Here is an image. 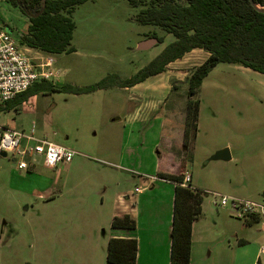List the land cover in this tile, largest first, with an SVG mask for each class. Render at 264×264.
I'll use <instances>...</instances> for the list:
<instances>
[{
	"label": "rangeland",
	"instance_id": "rangeland-1",
	"mask_svg": "<svg viewBox=\"0 0 264 264\" xmlns=\"http://www.w3.org/2000/svg\"><path fill=\"white\" fill-rule=\"evenodd\" d=\"M140 8L127 0L78 5L71 13L76 50L68 54L21 45L29 19L7 0H0V22L29 56L53 59L55 75L49 80L84 87L109 74L130 78L175 40L159 26L137 22ZM145 38L158 41L139 49ZM207 56L205 50L194 49L130 90L114 85L83 94L39 93L19 112L0 114V123L17 130L34 125L39 137L77 151L57 167L37 157L29 170L18 169L11 153L0 156V264H109L114 208L140 212L143 221L173 211L174 183L150 179L162 170L184 171L203 191L200 233L204 228L228 231L234 239L235 231L246 227L229 205L216 202L223 195L264 201V74L238 64L216 65L195 96L200 104L194 142L181 151L188 79ZM110 130L115 132L113 143ZM110 147L124 154L122 161L98 153H109ZM224 147L231 159L212 160ZM136 186L142 188L141 196ZM260 223L252 230L262 232ZM255 235L264 241V232Z\"/></svg>",
	"mask_w": 264,
	"mask_h": 264
},
{
	"label": "trees",
	"instance_id": "trees-1",
	"mask_svg": "<svg viewBox=\"0 0 264 264\" xmlns=\"http://www.w3.org/2000/svg\"><path fill=\"white\" fill-rule=\"evenodd\" d=\"M88 0H7L29 19L27 32L19 43L46 54L72 53L76 23L71 13ZM133 7H141L135 20L156 25L175 36L165 49L138 73L121 79L109 74L100 81L80 87L70 83L57 84L41 80L15 98L0 102V112L18 110L29 97L39 93L65 92L83 94L112 86L130 87L146 78L162 73L171 62L200 48L208 53L188 79V100L182 145L191 148L198 128L200 100L195 98L209 72L219 63L238 64L264 74V12L257 10L250 0H127ZM264 7V0H254ZM155 37V36H150ZM158 177L175 183L173 223L171 230L170 264H191L193 223L202 216L204 194L199 188L182 186L184 171L159 172ZM260 221V216L246 218L248 224ZM112 228H136L130 214L113 217ZM136 238L110 237L107 244L109 264H136Z\"/></svg>",
	"mask_w": 264,
	"mask_h": 264
},
{
	"label": "crops",
	"instance_id": "crops-1",
	"mask_svg": "<svg viewBox=\"0 0 264 264\" xmlns=\"http://www.w3.org/2000/svg\"><path fill=\"white\" fill-rule=\"evenodd\" d=\"M144 40H146V38ZM25 48L30 51L36 50L33 48H29V47H25ZM38 52H41V51H38ZM33 57H36V55H34ZM122 88L125 90H130V87L129 88L122 87ZM33 96L29 97L28 100L30 101ZM27 101L22 103L19 106L18 110L12 109L10 111H2L0 112V114L4 112L9 113L12 111L19 112L22 105H25ZM119 122H114V123L117 124ZM6 125H9L10 128L18 129V126H14L11 123H0V126L2 127H7ZM117 127L119 126H115L112 129H115ZM181 129H182L181 133L183 134L184 126ZM108 135H109L108 139H110V142L114 141L115 132L110 130L108 131ZM120 137H121L120 139L121 142H123L122 146L125 147V145L127 144V141L123 139L122 133H120ZM116 142H119V140H116ZM178 149H180L181 151L184 150L183 145L180 147V140H178ZM107 150L109 151V153L103 150H102L103 152H100L101 150H99L98 153L101 155L105 154V156H109L115 160H119V162L122 161L124 154L121 153L117 155L115 147H112V149L110 147ZM94 151L97 152L98 150H94ZM114 165H116V167H120L118 164H114ZM161 172L173 173L171 171H164V170H162ZM151 177L150 179L152 180ZM155 177H157L158 179L160 178L157 175ZM154 185L155 183L151 182V187H154ZM189 186L194 187L192 176H191V181L189 183ZM137 187L138 186H136L135 189ZM135 192L137 196H141L140 193L142 192V188H140L139 192H137L136 190ZM174 193H175V183H174ZM123 194H125L123 197L127 201H129L130 200L129 196L126 197L127 195L124 191H123ZM173 206H174V198H173ZM111 213H112L110 214L111 221L114 216L121 215V214H130L136 220V228L134 229L112 228L113 231L110 235L111 237L136 238L137 239L138 254H137L136 264H170L171 243H172L171 230H172V223H173L172 208L170 209V212L168 214H165L164 216L162 215L157 220L149 219L145 221H143L144 217L140 218L142 216L140 215V212L129 211L126 206L118 205V207L114 208V210ZM201 217L197 219L196 221H194L193 223L191 264H264V254L262 253V247H264V241H262V238L257 237L255 235L256 233L259 234V233L264 232V218L262 216H260V222H261L260 228L262 232H255L254 230H252L253 229L252 227H254L255 223L248 224L245 220L244 221L245 225L248 228L244 226V227H241V229H239L238 231H235L236 239L235 238L230 239L228 231L213 232L212 230H210V228H207V230L206 228H204L205 233L204 231L200 233L198 230V227L200 225L199 223H201L200 221ZM201 226H204V225H201Z\"/></svg>",
	"mask_w": 264,
	"mask_h": 264
},
{
	"label": "built area",
	"instance_id": "built-area-1",
	"mask_svg": "<svg viewBox=\"0 0 264 264\" xmlns=\"http://www.w3.org/2000/svg\"><path fill=\"white\" fill-rule=\"evenodd\" d=\"M31 57L22 50L11 32L0 22V102H6L25 92L36 82L49 80L55 72L53 59ZM57 72V71H56ZM0 153L6 151L14 157V165L20 170H29L37 157H41L49 167L70 162L76 150L37 135L33 125L27 130H17L0 126ZM152 179L157 177L152 176ZM191 176L185 174L182 186H189ZM137 192L140 188L135 189ZM220 206H230L238 218L252 215L264 216V201L235 196H221L216 202ZM264 254V247H262Z\"/></svg>",
	"mask_w": 264,
	"mask_h": 264
},
{
	"label": "water",
	"instance_id": "water-1",
	"mask_svg": "<svg viewBox=\"0 0 264 264\" xmlns=\"http://www.w3.org/2000/svg\"><path fill=\"white\" fill-rule=\"evenodd\" d=\"M251 4L259 11L264 12V7L257 4L254 0H250ZM157 38H148L146 40L141 41L139 44V49H146L149 46L152 45L153 42H157ZM0 156L2 157H7L8 153L6 151H2L0 153ZM231 153L230 149L228 147L221 148L217 150L212 156V160H218V159H223V160H230L231 159Z\"/></svg>",
	"mask_w": 264,
	"mask_h": 264
}]
</instances>
